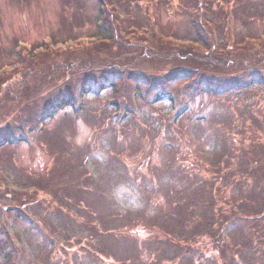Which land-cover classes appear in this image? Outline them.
Masks as SVG:
<instances>
[{
    "label": "rangeland",
    "instance_id": "obj_1",
    "mask_svg": "<svg viewBox=\"0 0 264 264\" xmlns=\"http://www.w3.org/2000/svg\"><path fill=\"white\" fill-rule=\"evenodd\" d=\"M102 1L100 19L99 0H0V140H13L0 146V264H264V10L251 21L227 3L232 34L257 37L230 52L222 29L221 48L210 34L208 47L197 42L208 24L201 8L194 24L180 0H141L138 10ZM109 26L119 29L105 34L110 42L99 33ZM172 35L183 56L167 50ZM252 55L258 80H242L225 104L194 84L200 74L214 83L242 75L243 65L216 56ZM75 58L126 71L114 88L87 82L95 90L85 94L95 65L84 73ZM172 69L193 78L151 87L135 77ZM68 92L75 108L34 119ZM174 172H188L181 185Z\"/></svg>",
    "mask_w": 264,
    "mask_h": 264
},
{
    "label": "trees",
    "instance_id": "obj_2",
    "mask_svg": "<svg viewBox=\"0 0 264 264\" xmlns=\"http://www.w3.org/2000/svg\"><path fill=\"white\" fill-rule=\"evenodd\" d=\"M124 1L125 2H123V4L126 3V5L128 7L130 6L129 10H133L134 8H136L138 10L139 8H142L145 5V3H146V2H143L141 0H124ZM149 1H153L152 2V3H154L153 6L160 2V0H147L148 4L151 3ZM203 1H205V2H203L202 5H200V3H199L200 1L199 0H180V4L183 6V9H184L183 13H188L187 11H189V9H191L192 14H190V16H191L190 20L194 24H198V22H199L200 17H199V15H197L196 12L200 8L203 11L202 12L203 15L206 16V22L208 24L207 25H200V31H197V36H198L197 42L199 43V45L201 44V45H204V46L208 47L207 44H211L212 43V41H209L208 34H210L211 37H213L212 40L214 42V44H212V50L214 49L213 47H217V48L220 47L221 48L223 46V44H224L223 41L220 40V29H222L221 32H223V34L225 36V41H226V39L227 40H229V39L232 40V42H230V45H229L232 48L230 50V52L238 50V49L243 50V49H246V47H248V46H253V41H251L252 40L251 38H256L257 39V37H246V36H244V39H243V37L241 38L238 35L236 36V34L235 35L232 34L236 30V28H234L233 25H234V20L237 19V14L233 10V8H230L228 6V4L231 2L233 5L235 4V6L239 5L238 6V10H239V13H240L241 16L244 13H248L250 11L249 15L252 16V17H250V20L254 21L258 17L257 16L258 10H264V5H263L264 4V0H203ZM102 2H103L102 0H99V3H100V5H99V16L100 17L99 18L100 19H101V16L102 17L104 16V12L102 10V7L104 5H103ZM128 2L130 3V5L128 4ZM240 7L242 8L243 12L240 11ZM251 10H252V13H251ZM253 14H255V15H253ZM222 20H225V22L227 21L225 27H223V28H221V25H220ZM105 21H106V18H103V23ZM231 23H232V27L229 26ZM211 24L214 25V26H210ZM99 30H105L106 31V32H99V33L104 36L103 38L105 39V41H109L110 42V38H112V37L105 36V34L106 33L114 34V30H115V32H117L119 29L117 27H113L111 29V27L109 26V28L105 27L103 29L101 27H99ZM143 30L148 31L149 29L147 27H144ZM132 32L133 31H131V34H132ZM159 33L163 34L160 31H155L153 33V35H152L153 37H155L157 39V42H160V40L162 39L161 37H158ZM263 36H264V33L260 34V37H263ZM167 38H168V39H166L167 45H165V46L167 47L168 51L171 50L173 52L170 55L183 56L182 55L183 51L181 50L180 46H178L176 43H174L176 41V39L173 37V35L172 36H167ZM171 39H173L175 41L172 42ZM262 43L264 44V40H262ZM82 44L83 43H78V44H76V46H80ZM156 45H157V43H156ZM82 46H84V45H82ZM153 49H154V47H153ZM76 51H83V50L77 49ZM198 52H200V51H198ZM197 55H199V54L197 53ZM249 57H250V60L247 59V62L245 60L237 58V57H231L228 61L223 62L220 57L216 56L215 60L217 61V63L218 62H222L224 64H227V66L228 65L229 66L230 65H234L236 67L238 65H241L240 67H242V65H243L245 68L242 70V73H241L242 75H240V76L235 75L236 78H234V79H232L231 77H228V76L227 77L226 76H220L219 77L220 79H218V81L216 83H214L212 80L208 79L209 78L208 76L207 77L206 76L202 77L201 74L200 75L195 74V75H198V76L194 77V79H193V80H195L194 84L202 87L203 88L202 91H204L205 93L214 95L216 97V99L218 98L220 102L225 104V102L223 100H225L227 97L229 99L233 98V97L229 96L228 92H233V91H238L239 92L241 90V88H243L242 86L244 84L248 83V81L243 83L245 80H248V78H249V80H252V82L253 81L255 82L256 80H258V79H256L257 78L256 75H257V73L260 75V73H259L260 71H258L255 66L258 63V61L261 60L260 59L261 57L259 55H252V56H249ZM187 58H189V56H187ZM197 58H199V57H197ZM199 59H201V58H199ZM100 62L101 61H99L97 59H95V60H85V59H82V58L81 59H79V58L73 59L71 67L72 68H80L81 67V69H83V67H84L83 72L86 70V68H88V67H90L92 65H95L94 66L95 70L94 69L92 70V71H94V73L90 74L91 75V79L88 76L85 77L87 79V81H84V84H83L80 92H83L85 94L86 93L88 94L90 92H94L95 89H93L92 87H90L88 85V83L91 84L89 81H91L94 84L96 83L97 85L99 84L100 87H102V88H111V87L114 88V84H113L114 80L118 79V75L121 74L120 72H125L126 71V69L121 66L120 62H116L113 65L109 66L110 68L112 67L111 71L107 70L108 67H106L107 65H104L105 63L100 64ZM246 63H248L249 65L246 64ZM183 70L172 69L171 71H168V73L159 74V75H151V76L144 75V74H142L140 72H137V73H135V77L146 81L147 84L149 86H151V87H159L161 85L160 81L163 80V79H168L171 82V81H175V80H177V79H179L181 77L182 78H186V79H192L193 78L192 74H189V72H187V71L185 72ZM254 74H255V77L253 78ZM223 78L225 80H223ZM205 79L208 80V83H206V84L204 83ZM242 80H244V81H242ZM108 81H110L108 83L109 87H108V85H105L106 82H108ZM99 89H101V88H99ZM69 92H72V91H69ZM69 92H68V94H66L62 98L61 102H58L56 105L51 106L48 110H46V112L44 114H42V115H37V113L34 114L33 115V116H35L34 119H39L40 120V118L45 117V116H48L50 118L53 114H55L56 110L63 109L66 106L71 107V108H75L76 107L75 96H74L73 93H69ZM233 94H236V92H234ZM166 96H167L168 100H171V101L174 100L173 96L171 94L166 93V92L165 93H162V92L159 93L158 94V99L159 100L160 99L161 100L165 99ZM188 106H190V105L182 106L180 108V112L181 113L187 112ZM227 108L229 109V107H227ZM248 118L249 119H253L254 118L252 110L248 111ZM225 124H228V123H225ZM225 129H228V128H225ZM223 134L224 135L221 134L222 137L226 136V133H223ZM12 141L13 140L10 138V136L4 135L3 138L0 140V146L5 145L7 142L13 144ZM232 141H235V139L233 140L230 137L229 139H226L224 142L225 143L227 142L226 146L229 147L228 143L232 142ZM226 146L224 148H227ZM227 150H230V148H227ZM186 174H188V172H184L183 175L177 176V173L174 172L172 178H175V180L179 181V183L181 185L182 182H180V179L182 178V176L183 177L187 176ZM184 182H187V181H184ZM194 184H197V183L195 182ZM181 189H179V190H181ZM184 192L185 191L183 190L182 193H184ZM174 193L176 195V192H174ZM210 194L213 195L211 193V191H210ZM184 198L185 197H182V199H181V197L179 196V200L180 201L183 200ZM212 206H213V209L216 208L215 203H213ZM156 251H158V250H156ZM185 253H183V254L181 253V255H177V256H172L171 257L172 261L177 259V258H179L180 256H185L186 257L187 255H185ZM151 254H156V252L154 251ZM156 256H157V254H156ZM225 263H228V262H225ZM207 264H218V263L215 262V261H212V262H208ZM232 264H240V263L237 261V259H235V260H233ZM250 264H259V262L257 260L256 261H251Z\"/></svg>",
    "mask_w": 264,
    "mask_h": 264
}]
</instances>
